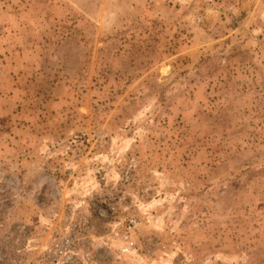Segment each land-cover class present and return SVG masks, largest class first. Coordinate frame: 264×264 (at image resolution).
Masks as SVG:
<instances>
[{"label":"rangeland","instance_id":"rangeland-1","mask_svg":"<svg viewBox=\"0 0 264 264\" xmlns=\"http://www.w3.org/2000/svg\"><path fill=\"white\" fill-rule=\"evenodd\" d=\"M68 235L264 264V0H0V264Z\"/></svg>","mask_w":264,"mask_h":264},{"label":"built area","instance_id":"built-area-1","mask_svg":"<svg viewBox=\"0 0 264 264\" xmlns=\"http://www.w3.org/2000/svg\"><path fill=\"white\" fill-rule=\"evenodd\" d=\"M76 228V225L72 227L73 229ZM74 246V239L71 235L63 237V239L59 243H55L54 247L56 249V257L59 258L63 263H70L73 262L74 254L72 252Z\"/></svg>","mask_w":264,"mask_h":264}]
</instances>
